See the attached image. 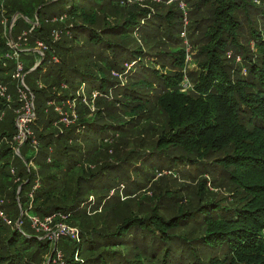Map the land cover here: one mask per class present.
Instances as JSON below:
<instances>
[{
    "label": "trees",
    "instance_id": "obj_1",
    "mask_svg": "<svg viewBox=\"0 0 264 264\" xmlns=\"http://www.w3.org/2000/svg\"><path fill=\"white\" fill-rule=\"evenodd\" d=\"M127 1L0 0V264H264V0ZM185 13L202 59L186 91Z\"/></svg>",
    "mask_w": 264,
    "mask_h": 264
},
{
    "label": "rangeland",
    "instance_id": "obj_2",
    "mask_svg": "<svg viewBox=\"0 0 264 264\" xmlns=\"http://www.w3.org/2000/svg\"><path fill=\"white\" fill-rule=\"evenodd\" d=\"M135 1L141 2V0H135ZM256 1H258V0H255V2ZM260 1L261 0H259V2ZM179 2H180L181 8H184L186 6L184 0H179ZM136 3H134L132 0H129V1H127V4L124 3L125 5L122 4L121 6L138 5ZM185 14L186 15H184L182 17V19L179 20L183 24H181V26H180V28L182 29V31L179 32L178 35H177V37H179V39L181 38L180 39V45H178V46L184 48L186 50L187 54H188L187 55V59H186L185 69H183V76L185 77V80H184V83H183L184 91H186L188 89H193L194 81L189 76H190V74L193 71L196 72V68H198V65L200 63H202V59L200 57L201 49H199V46L198 45L195 46V39L196 38H199L201 36V31L197 30L196 36L195 37L192 36V33L189 30L190 29L191 20H190L189 16L187 15V13H185ZM241 16L244 17V15H241ZM16 20H17V17L15 16L14 19H13V21H12V23H11V26L10 27L6 24L7 21L4 22V25L6 27V31L8 32L9 30H11L9 32V38L12 37V34H11L12 33V30H13L12 28H13V25L15 24V21ZM134 37L137 39V41H139L138 44H143V39L141 38V35H136ZM162 37H163V35H161V38L160 37L157 38L156 41H154V42H152L150 44L156 45V43L158 41H160V39H162ZM58 39H59V37L57 39H55V40H58ZM182 40H184L183 43H182ZM12 41L15 43L14 40H12ZM28 43H29V40L27 38V42L22 43L21 44V47H23V46L25 48L28 47V45H27ZM37 48L41 50L40 51L41 56L44 55V53H43V50L44 49L41 48V47H37ZM157 48L158 49H155L154 52H157V51H168L169 49H173V47L170 46V45H164L162 47V43ZM149 56H151V54H148V57ZM225 61L228 64H233V62L235 61L234 54L232 52H228L226 54V60ZM236 61H238V63H240L239 62L240 61V58H238V60L236 59ZM197 73H198V70H197ZM41 76H42V74L39 75V79H36V78H38V75L37 74H33L34 79L35 80H38V81H40V79H41L40 77ZM11 94H14V91L13 90H11ZM23 94L24 93H22L20 95V100L19 101H23L25 107L23 109H16L15 110V113L17 115L16 116V123H17V127H18V129H17L18 130L17 131L18 134H15L9 141L6 140L10 144V146L12 147L13 152L16 153L18 156L20 155V149L23 148L25 146L26 141H28V137L33 138V131L31 130V127H32V125L34 123L33 122V119H35V117L33 116V109H32L31 106L28 105L29 99L26 96H24ZM1 95L3 97H6L7 100H10V96L9 95H6L5 88H2ZM85 96H87L89 98V95L87 93L85 94ZM0 120H1V118H0ZM98 139H99V137H98ZM33 146H35V147L37 146L35 140L33 141ZM34 165H35V163L31 161L30 164H29V167H31V166L34 167ZM14 173H15V171H14V168H13L12 171H11V174L13 175ZM129 176H131V177H128L127 175H125V176L122 177V179L121 178L120 179L124 183L128 184L132 188L133 185H132V183H130V180H132L133 177H132V174L129 175ZM34 188L36 189V187H34ZM29 196H31V198L33 197L32 192L29 194ZM93 197L90 199L91 205H94L95 204L94 206H97L96 198H95V196H93ZM88 214L89 215L92 214V216H94L96 214V212L92 213L91 210H88ZM92 220H93V218H92ZM50 228H51V226H50ZM50 228L48 227V230H44V231H46L45 232L46 233L45 237H49V236L53 237L54 234L56 233V231H57V228L56 227L52 226V228H51L52 229V232L49 233ZM63 237H65V238L66 237H71V235L70 236H68V235H60L59 236V239L60 238H63ZM62 241L63 242L61 244L62 245L65 244L64 240H62ZM70 243H71V240H70ZM66 249H67V253L69 255H71V245L70 244H67ZM62 260H63V257H62ZM60 264H65V263L64 262H60Z\"/></svg>",
    "mask_w": 264,
    "mask_h": 264
},
{
    "label": "built area",
    "instance_id": "obj_3",
    "mask_svg": "<svg viewBox=\"0 0 264 264\" xmlns=\"http://www.w3.org/2000/svg\"><path fill=\"white\" fill-rule=\"evenodd\" d=\"M11 41L12 40H10L11 47H13L15 49V51L17 52L16 54H18L19 52L17 51V49H19L20 42H27V34H23L21 37H19L17 43H14L13 41L12 42ZM38 47L44 48V45L42 43H38ZM22 68H23V65L21 63H18V71H17V73H15L14 77L23 86H25V84H24V77H25V75H22L21 72H20ZM22 93H24L23 95L28 98V95L25 92L21 91V94ZM28 105L31 106L32 109H33V102L30 99H29ZM33 116H34V112H33ZM64 120H66V119H63V121ZM31 220H32L33 227H36L37 229H42L43 232H46L44 230H48V227L50 228L51 222H52L51 219H47L45 222H41L37 217H34V216L31 218ZM51 228H52V226H51ZM51 228H50L49 233L52 232V229ZM60 235H68V236L71 235L72 238H77V237H79L80 234H79V230H77L75 228L68 227L66 225H59L57 227V231L54 234L53 238H55L57 240ZM59 260H60V262H63L62 261V255L61 254H59Z\"/></svg>",
    "mask_w": 264,
    "mask_h": 264
},
{
    "label": "water",
    "instance_id": "obj_4",
    "mask_svg": "<svg viewBox=\"0 0 264 264\" xmlns=\"http://www.w3.org/2000/svg\"><path fill=\"white\" fill-rule=\"evenodd\" d=\"M40 52V51H39Z\"/></svg>",
    "mask_w": 264,
    "mask_h": 264
}]
</instances>
